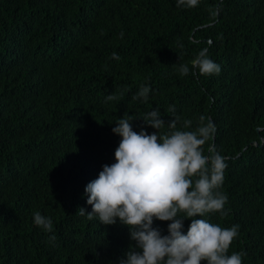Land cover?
I'll return each mask as SVG.
<instances>
[{
	"label": "trees",
	"instance_id": "1",
	"mask_svg": "<svg viewBox=\"0 0 264 264\" xmlns=\"http://www.w3.org/2000/svg\"><path fill=\"white\" fill-rule=\"evenodd\" d=\"M204 49L219 74L192 68ZM144 86L148 100L134 99ZM155 109L159 135L173 131L170 120L181 130L201 116L215 125L204 155L211 146L236 159L218 190L227 215L201 218L239 225L228 254L264 264V0H0V264L126 260L130 229L89 220L85 187L115 163L116 121L153 134L142 118ZM170 223L153 228L168 235Z\"/></svg>",
	"mask_w": 264,
	"mask_h": 264
},
{
	"label": "clouds",
	"instance_id": "2",
	"mask_svg": "<svg viewBox=\"0 0 264 264\" xmlns=\"http://www.w3.org/2000/svg\"><path fill=\"white\" fill-rule=\"evenodd\" d=\"M177 3L194 8L199 0ZM112 56L119 59L116 53ZM191 65L202 76L221 71L206 49L198 53ZM179 71L186 76L190 68L181 65ZM149 92L150 88L144 86L134 99L146 102ZM107 99L115 97L108 95ZM142 119L157 132L137 133L129 119L116 121L112 131L122 139L115 150V163L104 165L98 178L86 185L87 204L92 206V212L86 214L80 208L79 214H86L89 220L95 215L104 225H114L119 220L130 229V238L136 243L130 245L127 259L121 264H242L241 253L228 254L239 225L222 228L201 218L210 213L227 215V196L218 190L224 183L227 164L236 159L220 155L211 146L209 155H204L203 146L215 137V125L210 119L205 123L206 118L201 116L195 130H181L177 129V120H170L168 127L173 131L159 135L165 121L158 109ZM191 124V120H185L183 128L189 129ZM185 219H191L187 234L182 232ZM154 220L171 222L168 235L162 236L153 228ZM34 223L46 232L53 230L52 220L39 212L34 214Z\"/></svg>",
	"mask_w": 264,
	"mask_h": 264
}]
</instances>
